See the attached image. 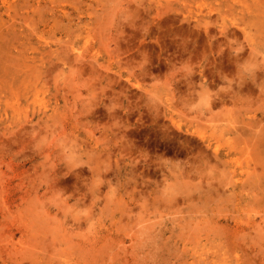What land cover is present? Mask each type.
<instances>
[{
	"label": "rangeland",
	"instance_id": "374dc122",
	"mask_svg": "<svg viewBox=\"0 0 264 264\" xmlns=\"http://www.w3.org/2000/svg\"><path fill=\"white\" fill-rule=\"evenodd\" d=\"M0 264H264V0H0Z\"/></svg>",
	"mask_w": 264,
	"mask_h": 264
}]
</instances>
